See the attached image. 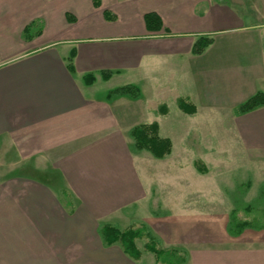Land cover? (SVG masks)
<instances>
[{"label": "crops", "instance_id": "crops-1", "mask_svg": "<svg viewBox=\"0 0 264 264\" xmlns=\"http://www.w3.org/2000/svg\"><path fill=\"white\" fill-rule=\"evenodd\" d=\"M149 12L162 29L147 28ZM34 21L41 32L26 38ZM201 36L213 40L194 54ZM126 85L140 90V124L171 140L161 118L181 98L190 116L228 114L225 138L252 164L238 229L188 221L175 235V213L154 217L156 179L108 98ZM259 92L264 0H0V264H136L137 242L134 259L99 231L131 217L184 249L182 264H264V104L236 111Z\"/></svg>", "mask_w": 264, "mask_h": 264}, {"label": "rangeland", "instance_id": "rangeland-1", "mask_svg": "<svg viewBox=\"0 0 264 264\" xmlns=\"http://www.w3.org/2000/svg\"><path fill=\"white\" fill-rule=\"evenodd\" d=\"M117 89H112L108 93V98L114 102V108L120 113L123 124L126 122L128 127L141 125L143 108L141 102L137 101L138 97L121 94ZM226 115L228 114L222 119H216L215 115L206 113L194 117L181 111L177 105L173 106L168 119L161 118L163 134L173 140L169 138L172 141V151L164 158H156L148 150L136 149L135 140L130 132L133 148L139 152L143 168L156 179L151 183L152 198L149 203L154 217L163 218L175 213L173 214L176 224L175 235L187 226L188 221L192 225L194 222L198 225L199 221H205L209 228L210 225L217 223L216 219L223 218L228 219L229 226L234 224V229L236 227L238 229L237 219H247L251 214L248 210H251V202L253 203L256 198L249 200L251 204L249 209L241 203L252 184L249 180H241L247 173V166L252 164L244 161L240 149L229 142V139L226 140L227 135L223 130L230 126V117ZM3 170L6 171L5 168ZM256 170V167L255 170L250 168V175ZM118 217L114 218L119 219ZM129 223L137 227L145 225L142 219L135 220L133 217ZM112 224L122 230L128 222L113 220ZM252 226L248 228H254ZM155 234L157 235L156 232ZM157 239L158 247L169 248L168 241L160 240L158 237ZM148 241L147 235L137 239L143 256L136 264H163L157 261L154 252L146 249ZM179 250L186 254L184 249ZM132 264H135V261H132Z\"/></svg>", "mask_w": 264, "mask_h": 264}, {"label": "trees", "instance_id": "trees-1", "mask_svg": "<svg viewBox=\"0 0 264 264\" xmlns=\"http://www.w3.org/2000/svg\"><path fill=\"white\" fill-rule=\"evenodd\" d=\"M93 2L97 7L102 4V0H93ZM106 16L112 19L111 15L107 12ZM145 22L147 28L152 31H158L163 27L161 17L155 12L147 13L145 15ZM40 32V23L34 21L25 28L24 36L26 38L32 37L34 34H39ZM212 40L213 39L208 36L199 37L194 43L192 52L194 54L202 53L205 48L211 44ZM117 90L121 94H131L133 97L140 96L139 89L132 85H126ZM263 104L264 93L259 92L241 104L236 111L239 113L247 112ZM178 105L180 109L186 113L193 114L196 112V106L186 99H179ZM164 110H166V107H164ZM131 135L135 140L136 149L148 150L156 158H164L172 151V141L169 138L160 136L159 125L157 122L144 123L136 126L132 129ZM241 225L245 227L247 222H241ZM99 231L107 245L117 242L120 243L123 250L134 259H139L141 257V250L136 244L137 239L147 235L149 241L145 245L146 249L155 253L158 262L163 264H182L186 260V254L181 253L178 249L158 247L157 237L153 235L152 231L146 225L140 227L130 226L121 230L113 224H104L100 227Z\"/></svg>", "mask_w": 264, "mask_h": 264}]
</instances>
